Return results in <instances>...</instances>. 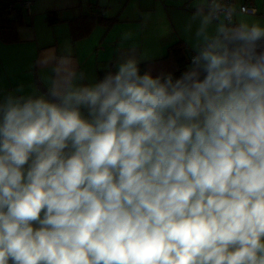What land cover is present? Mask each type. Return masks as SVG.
Returning <instances> with one entry per match:
<instances>
[{
  "label": "clouds",
  "instance_id": "obj_1",
  "mask_svg": "<svg viewBox=\"0 0 264 264\" xmlns=\"http://www.w3.org/2000/svg\"><path fill=\"white\" fill-rule=\"evenodd\" d=\"M232 17L204 0L179 75L132 49L0 94V264H264V27Z\"/></svg>",
  "mask_w": 264,
  "mask_h": 264
},
{
  "label": "crops",
  "instance_id": "obj_2",
  "mask_svg": "<svg viewBox=\"0 0 264 264\" xmlns=\"http://www.w3.org/2000/svg\"><path fill=\"white\" fill-rule=\"evenodd\" d=\"M24 24L18 40H0V94L39 95L37 81L45 88L55 77L54 67L70 57L77 73L97 81L99 69L114 68L122 53L135 49L136 57L149 62L153 74L168 69L161 60L173 44L195 53V30L191 17L204 0H21ZM245 5L246 12L239 10ZM232 23H259L264 27V0H233ZM192 22V30L187 26ZM215 22L210 29L214 31ZM130 34L129 39L125 35ZM170 71V70H168ZM22 89V91H17Z\"/></svg>",
  "mask_w": 264,
  "mask_h": 264
},
{
  "label": "trees",
  "instance_id": "obj_3",
  "mask_svg": "<svg viewBox=\"0 0 264 264\" xmlns=\"http://www.w3.org/2000/svg\"><path fill=\"white\" fill-rule=\"evenodd\" d=\"M21 0H0V40L12 43L18 40L17 29L24 24ZM192 54H188L184 46L180 43L173 44L168 48L167 54L161 60H171L172 63L165 73L179 75L189 64ZM149 62L140 63L141 71L148 70ZM114 71V68L99 69L97 71V80L103 77L107 71ZM170 70V71H168ZM160 73V72H157ZM156 73V74H157ZM155 75V74H154Z\"/></svg>",
  "mask_w": 264,
  "mask_h": 264
},
{
  "label": "built area",
  "instance_id": "obj_4",
  "mask_svg": "<svg viewBox=\"0 0 264 264\" xmlns=\"http://www.w3.org/2000/svg\"><path fill=\"white\" fill-rule=\"evenodd\" d=\"M224 3H225L228 7H230L231 9H233V14H234L233 0H224ZM28 4H29V1H22V2H20V6H21V7L28 6ZM239 10H240L241 12H246V11H247V8H246L245 5H242V6H240ZM232 19H233V17H232ZM194 54H195V53H194ZM194 54H192V55H194Z\"/></svg>",
  "mask_w": 264,
  "mask_h": 264
},
{
  "label": "water",
  "instance_id": "obj_5",
  "mask_svg": "<svg viewBox=\"0 0 264 264\" xmlns=\"http://www.w3.org/2000/svg\"><path fill=\"white\" fill-rule=\"evenodd\" d=\"M37 86H38L39 90H41L42 92L45 91V88L40 84L39 81H37Z\"/></svg>",
  "mask_w": 264,
  "mask_h": 264
}]
</instances>
